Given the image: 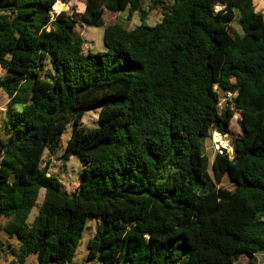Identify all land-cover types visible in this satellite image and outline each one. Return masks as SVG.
I'll use <instances>...</instances> for the list:
<instances>
[{
    "label": "trees",
    "instance_id": "16d2710c",
    "mask_svg": "<svg viewBox=\"0 0 264 264\" xmlns=\"http://www.w3.org/2000/svg\"><path fill=\"white\" fill-rule=\"evenodd\" d=\"M58 1L0 0V88L8 112L20 106L0 137L11 264H72L89 216L98 264H253L264 253V15L253 0H149L162 9L152 26L143 0H84L78 17ZM125 10L137 26H105V11ZM81 24L103 28L104 51L84 52ZM97 108L98 127L79 124ZM235 112L232 158L221 149L209 165L204 143L227 136ZM69 122L61 159L83 167L70 195L41 167Z\"/></svg>",
    "mask_w": 264,
    "mask_h": 264
},
{
    "label": "rangeland",
    "instance_id": "374dc122",
    "mask_svg": "<svg viewBox=\"0 0 264 264\" xmlns=\"http://www.w3.org/2000/svg\"><path fill=\"white\" fill-rule=\"evenodd\" d=\"M62 1L66 3L63 4ZM258 1V3L255 2L254 4L255 9L256 11L261 12L264 15V6L262 4V0ZM58 2L65 5V8L61 11L68 12L74 16H77L78 14L83 12L84 0H59ZM142 3L143 9L148 12L146 22L148 25L152 26L160 20L162 9L158 7L154 10H150L149 0H143ZM61 11L56 12L55 10H53V13L57 14ZM126 13V10L120 13H111L109 11H105L103 15L105 26L113 25L114 23H121L125 28L132 29L140 23L138 12L134 13L130 20H127ZM230 28L233 33L241 34L240 27L237 23V17L230 24ZM76 31L80 33L81 38L85 42L84 52L90 51L94 54L96 52L105 50V46L102 41L103 28L81 24L77 26ZM0 74L2 75L0 79H3L5 78L7 72L0 68ZM220 96L223 97L224 94L221 93ZM225 97L226 98L221 99L219 103L220 108L223 107L224 100L230 99L228 95H226ZM7 103L8 97L5 92L0 88V137L2 138H8V131L6 130L5 122L9 119L14 118L15 113L20 110V106H15L13 107L11 112H8ZM98 113V108L85 112L82 118L80 119L79 124L92 128L98 127ZM238 117L239 113L235 112L233 115V119L230 123L229 134L227 136H221V138H219L213 137L211 135L210 138L206 139L204 143V153L209 160V165L213 159L214 154L217 151L216 146L225 147L228 150L229 155H233V149L230 145L240 132L239 124L237 122ZM73 128V122H69L65 126V129L61 134L59 141L57 142L53 150V153L46 151L42 157L41 162V167H47L48 174L56 177L59 180V182L61 183L62 190L68 195L72 194L75 191L76 186L81 182L83 171V167L75 156H71L67 161H63L61 159ZM209 172L211 173L210 168ZM220 186L226 189H232L230 182H228L226 179L222 181ZM43 194L44 191L40 190L37 202L31 210L27 219L28 225L32 223L38 213V208L43 202ZM5 222L6 219L0 217V225L5 224ZM98 224L99 218L94 216H89L87 218L86 226L82 232L80 242L72 259V264H98L87 259L86 247L88 240L91 239L95 234ZM17 246V240H15L14 238L10 239L4 232L0 231V264H11L12 261L16 260L15 256ZM252 262L253 264H264V253L256 254L252 259ZM24 264H37L36 254L29 255L26 258ZM235 264H248L247 258L243 257L239 259Z\"/></svg>",
    "mask_w": 264,
    "mask_h": 264
},
{
    "label": "built area",
    "instance_id": "2783aa9c",
    "mask_svg": "<svg viewBox=\"0 0 264 264\" xmlns=\"http://www.w3.org/2000/svg\"><path fill=\"white\" fill-rule=\"evenodd\" d=\"M85 46V45H84ZM228 95V97H230V99H231V97H232V95L231 94H227ZM229 99V100H230ZM211 135L213 136V137H219V138H221V135L217 132V131H215V130H212L211 131ZM211 135H210V137H211ZM209 137V138H210ZM223 137V136H222ZM216 148H217V151L216 152H219V153H221V149H225L226 150V152H227V154H228V156H229V158H232V156H230L229 155V153H228V150L225 148V147H219V146H216Z\"/></svg>",
    "mask_w": 264,
    "mask_h": 264
},
{
    "label": "crops",
    "instance_id": "0c3cea01",
    "mask_svg": "<svg viewBox=\"0 0 264 264\" xmlns=\"http://www.w3.org/2000/svg\"><path fill=\"white\" fill-rule=\"evenodd\" d=\"M253 2L255 3H258L259 1L258 0H253ZM262 4H263V6H264V0H262ZM0 77H2V75L0 74Z\"/></svg>",
    "mask_w": 264,
    "mask_h": 264
}]
</instances>
